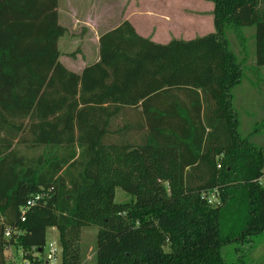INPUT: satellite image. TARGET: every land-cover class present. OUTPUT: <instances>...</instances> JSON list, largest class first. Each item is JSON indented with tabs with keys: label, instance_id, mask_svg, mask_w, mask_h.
Instances as JSON below:
<instances>
[{
	"label": "trees",
	"instance_id": "obj_1",
	"mask_svg": "<svg viewBox=\"0 0 264 264\" xmlns=\"http://www.w3.org/2000/svg\"><path fill=\"white\" fill-rule=\"evenodd\" d=\"M206 1L213 33L163 45L124 21L76 74L58 0H0V264L9 247L43 253L50 229L61 264H85L86 228L93 264H235L222 249L264 234V147L240 136L227 39L254 29L264 68V0Z\"/></svg>",
	"mask_w": 264,
	"mask_h": 264
},
{
	"label": "rangeland",
	"instance_id": "obj_2",
	"mask_svg": "<svg viewBox=\"0 0 264 264\" xmlns=\"http://www.w3.org/2000/svg\"><path fill=\"white\" fill-rule=\"evenodd\" d=\"M62 1L67 2V0ZM202 1L117 0V3L116 1L113 3L109 2V5H112L115 9L113 17L115 21L119 19L122 21L123 16L130 12L131 15H134L133 22L140 30L152 36L159 32L163 42L168 44L175 37L180 40L190 41L214 32V9L212 16H209L206 14L207 11L204 9L205 7L202 5ZM210 3L214 6L212 2ZM78 4L83 5V3ZM201 11L203 13H200ZM198 16L204 22L196 26L197 24H195L194 20H198ZM206 17H211L212 21L210 18L206 20ZM182 18H186L185 26L179 22ZM163 21H166L168 26L162 28L164 25ZM253 34L254 29L230 31L227 32V39L234 53L240 58L243 73H245L242 84L234 91V106L241 122L239 126L240 136L250 141L256 147H264V68L255 67V56L252 47V44H254ZM72 42L73 40L70 39L61 43L62 63H67L73 57L81 56L82 46H77ZM84 50L86 51V49ZM49 91H41L39 93L40 99L43 100ZM19 150L26 156L34 155V152L23 151L24 149L22 147H19ZM260 182L264 185V175ZM130 199L131 197L121 189H116L115 200L117 203ZM96 237L97 229L86 228L82 231L80 243L85 254V264H93ZM46 239L48 244L51 242L59 244V235L56 230H48ZM47 251L48 249L44 250V253H47ZM222 253L225 260L229 263L264 264V234L253 237L250 243L225 247L222 249ZM14 254L15 252L11 251V255L13 256ZM11 255L6 254V257L10 261Z\"/></svg>",
	"mask_w": 264,
	"mask_h": 264
},
{
	"label": "crops",
	"instance_id": "obj_3",
	"mask_svg": "<svg viewBox=\"0 0 264 264\" xmlns=\"http://www.w3.org/2000/svg\"><path fill=\"white\" fill-rule=\"evenodd\" d=\"M114 1L117 3V0H67V2H61V0H58L59 24L66 29V34L60 39L59 46H61L63 41L65 42L70 39L73 40L72 43L77 46H82L81 56L73 57L67 63H62L61 60H63V55L60 49V62L69 71L81 74L86 67L97 63L100 59L99 41L101 36L117 28L124 21L131 23L136 32L143 38L150 39L157 44H167L166 42H163L159 32L152 36L151 34L144 33L140 30L133 22L134 15H131L129 11L127 15L125 14V16H123L122 21H120V19L115 21L113 18L115 9L112 5H109V2L113 3ZM78 3H83V5ZM202 3L205 7L204 9L207 11L206 14L212 16L214 6L206 1H202ZM200 13H203V11ZM207 18H210V20L212 19L211 17H206V20ZM166 19H168V17H166ZM185 20L186 18H182L179 22L185 26ZM194 21L195 24H197L196 26L204 22L201 20L200 16H198V20L195 19ZM163 22L164 25L162 28L168 26L166 21ZM175 39L180 40L176 37ZM84 49H86V51Z\"/></svg>",
	"mask_w": 264,
	"mask_h": 264
},
{
	"label": "built area",
	"instance_id": "obj_4",
	"mask_svg": "<svg viewBox=\"0 0 264 264\" xmlns=\"http://www.w3.org/2000/svg\"><path fill=\"white\" fill-rule=\"evenodd\" d=\"M217 202L215 194H212L209 198V203ZM34 202H29L26 206V209L22 211V215H25L26 210L33 205ZM24 220V219H23ZM12 235L10 229L5 230V238L8 239ZM48 249L47 253H38L35 249L32 250V260L24 257V253L20 250H17L15 247H9L5 251V258L7 264H61L62 261V248L60 243L56 242L46 243L45 249ZM11 251H14L15 254L12 256ZM6 254L11 255V261L8 260Z\"/></svg>",
	"mask_w": 264,
	"mask_h": 264
}]
</instances>
